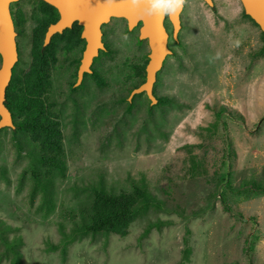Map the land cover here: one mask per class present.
Returning a JSON list of instances; mask_svg holds the SVG:
<instances>
[{"label":"rangeland","instance_id":"rangeland-1","mask_svg":"<svg viewBox=\"0 0 264 264\" xmlns=\"http://www.w3.org/2000/svg\"><path fill=\"white\" fill-rule=\"evenodd\" d=\"M215 1L217 13L203 0H186L180 44L171 43L176 55L167 57L155 83L156 95L173 103L150 113L143 95L130 112L117 100L128 85L127 60L142 63L147 41L138 43V31L125 32L121 18L102 27L110 52L98 71L108 86L79 100L84 113L76 129L69 100L57 107L65 172L53 178L54 208L47 215L37 210L39 193L29 203V175L20 180L28 158L18 155L9 129L0 132L8 179L0 176V219L15 229L9 238L21 239L18 264H264V190H257L264 189V56H252L263 41L239 0ZM34 4L17 5L27 19L20 37L25 59ZM193 158L201 175L188 171ZM141 182L149 201L125 237L86 235L64 244L59 223L65 233L72 225L61 211L80 210L89 187L103 183L119 192ZM1 250L0 264H12Z\"/></svg>","mask_w":264,"mask_h":264},{"label":"trees","instance_id":"trees-1","mask_svg":"<svg viewBox=\"0 0 264 264\" xmlns=\"http://www.w3.org/2000/svg\"><path fill=\"white\" fill-rule=\"evenodd\" d=\"M22 1L19 0L15 5H19ZM39 3V6H47L51 10H55L52 6L42 0H33ZM14 14V23L16 29L23 30L27 21L26 14L22 12L21 8L17 6ZM242 16L251 21L256 27L257 24L242 11ZM35 18V16H34ZM37 24L32 29V52L33 63L32 71L25 74L12 75L5 92V106L12 113V122L14 128H1L0 132L9 129L12 134V142L16 148L19 156L24 152L28 158V165L19 174L21 182L28 174L30 179L29 189V203L33 204L35 196L39 193V204L37 210H43L44 216L50 213L54 208L53 203V178L58 172L64 175L65 163L63 156L65 153L63 145V133L61 130V115L57 110H52L50 103H47L44 98V89L42 86V37L45 26H43L42 18L37 13ZM36 19L33 21L35 22ZM137 31V27L133 29ZM125 32H129L125 27ZM137 36V35H136ZM260 36L263 45L258 51L252 55L254 58H261L264 56V34L261 32ZM105 38L103 39V41ZM138 43L141 41L137 38ZM106 51H100L99 59L103 55H107L110 50L105 43ZM148 61L147 53L145 59L140 65L125 66L128 68L129 73L124 76V82L128 83L124 89V94L117 98L118 101L125 102V111L130 112L137 98L142 95L146 99L147 112L150 113L154 106L163 107L170 106L173 101L168 97L157 98L156 105H151L150 100L142 94L132 96L131 100L128 97L132 89L138 87L145 80V65ZM99 66V65H98ZM96 86L103 88L108 86L107 78L98 71L96 78ZM222 111V110H221ZM84 113L83 107L74 101V108L71 113L73 126L76 129L77 124L82 121ZM220 114L217 115V120ZM217 126V124L215 125ZM19 137H22L20 140ZM227 155V154H226ZM192 165L189 168V173L194 175H201L204 168L200 162L194 158L191 159ZM225 162H221L222 166H226ZM230 171L226 172L229 175ZM225 175V176H226ZM0 176L5 178V170L0 165ZM225 176H222V181ZM253 181V180H252ZM229 181H226V183ZM254 182V181H253ZM221 191V197L226 190V186ZM253 185L252 187H254ZM257 190H264L260 186ZM214 196V194H213ZM224 200V199H223ZM148 196L146 186L143 182L140 184L133 183L130 190H120L114 192L107 189L103 183L98 186L89 187L88 201L81 207L80 210L71 208L70 210H62V219L69 218L71 220V228L68 233H65L64 226L59 223V229L64 237V244H69L75 239L82 238L86 235H118L125 237L128 234L129 226L132 224L136 216L142 208L148 203ZM227 210L229 208L226 207ZM15 231L9 225H6L0 219V246L1 257L10 258L12 264H18L21 253V239L20 237L9 238V232ZM65 245L60 247L62 252L63 261L65 260ZM50 248H57L56 245H51Z\"/></svg>","mask_w":264,"mask_h":264},{"label":"water","instance_id":"water-1","mask_svg":"<svg viewBox=\"0 0 264 264\" xmlns=\"http://www.w3.org/2000/svg\"><path fill=\"white\" fill-rule=\"evenodd\" d=\"M17 0H0V129L14 128L10 111L5 106V92L11 78V69L17 60L15 46V30L9 12V4ZM59 12L60 18L56 23L49 26L44 44L50 37L64 28L69 27L74 21L82 25V37L86 41L82 59L78 71V81L84 72H89V64L92 57L98 55L99 50L105 47L101 41V26L108 23L112 18H122L126 21L127 29L131 31L138 28V39L146 40L149 48L148 61L145 65V80L134 88L128 99L136 94L145 93L154 105L157 100L153 95L152 88L156 81V73L161 69L164 58L170 54L167 47V38L164 27V18L161 16L146 17L129 8L126 0H116L108 5L104 0H42ZM211 5V0H204ZM243 11L259 27L264 34V0H239ZM181 12V11H180ZM179 13L167 16L173 27V37L180 29Z\"/></svg>","mask_w":264,"mask_h":264},{"label":"flooded vegetation","instance_id":"flooded-vegetation-1","mask_svg":"<svg viewBox=\"0 0 264 264\" xmlns=\"http://www.w3.org/2000/svg\"><path fill=\"white\" fill-rule=\"evenodd\" d=\"M18 1L19 0L9 4V12H10V16H11V19H12V22L14 25L15 33H16L14 40H15L16 53H17V60L11 69V76L12 75L17 76L19 74L22 75V74H25L27 72L32 71L33 52H32L31 34H32V29L37 24L36 17H37V13H38L39 16L42 18L43 26H45V29L43 31V37H42L43 51L41 53V55H42L41 77L43 79L42 80V86L44 89V98H45L47 103H50L52 110L58 111L57 107L63 106V104H65V102L67 100H69V102L71 103V106L74 108V101L78 103L79 100H81L85 94H91L92 91L97 87L95 78H96V75L98 73V56H99L100 51H106V50L105 49L99 50L98 55L92 57L90 64H89V72H84L82 74L80 81H78L79 66H80V62L82 59L83 51H84L85 46H86V41L81 35L82 29H83L82 25H80L78 21H74L69 27L64 28L61 32L54 33L50 37L48 43L44 44L45 34H46L49 26L52 25L53 23H56L59 20L60 15H59V12L57 11V9L54 8L53 6L52 7L55 10H51L47 6H41L40 7L39 3L34 1L35 4L33 5L34 6L33 9H31L30 18H29L30 22H32V27L29 30V35H28L29 48H28V53L26 56L27 58L25 59V57L23 56V53H22L23 52V50H22L23 45L20 42V37L24 34V29H25L26 23L24 25L23 30L20 29V31H19V29L18 30L16 29L17 27L15 26V23H14V14L13 13L16 12L15 6H17V5H15V3ZM204 4L210 10L211 13H217L218 12L217 2L215 0H211V5L207 4L205 1H204ZM182 12H183V10L179 14L180 29L176 34V38L173 37V27H172V24L170 23L168 17L165 16V18H164L163 24H164L166 33L168 35L167 47L170 50V54H168L164 58L163 63H162V67L158 71L159 73L163 70L167 57H172V56L176 55V51H175V49L171 43L173 42V43H175V45L180 44L179 36L181 33V29L183 28V24H182V20H181ZM34 16H35V18H34ZM33 19L34 20L36 19V21L34 22ZM125 23H126V21H125ZM236 23L237 22H234L233 24H236ZM240 24L241 23H237V26H239ZM104 25L105 24H103L101 26V32H102L101 41H102V43H103V39H104V35H103L104 33H103L102 27ZM126 27H127V25H126ZM136 27H137V31H138L139 25ZM229 30H230V27H228L225 32L228 33ZM137 38H138V34H137ZM103 45L105 47L104 43H103ZM127 62H129L130 67L141 64L140 61H132L130 59L127 60ZM157 73H156L155 83L157 82V79H158ZM155 83H154L153 88H152L153 95L155 96V98L156 97L157 98L163 97V96L156 95ZM143 94L146 96L145 93H143ZM157 98H156V100H157ZM5 101H6V97H5ZM156 103L154 105H156ZM73 108H72V111H73ZM58 113H59V111H58ZM10 114L12 117L11 112H10Z\"/></svg>","mask_w":264,"mask_h":264},{"label":"clouds","instance_id":"clouds-1","mask_svg":"<svg viewBox=\"0 0 264 264\" xmlns=\"http://www.w3.org/2000/svg\"><path fill=\"white\" fill-rule=\"evenodd\" d=\"M108 5H112L116 0H104ZM130 9L138 11L140 15L146 17L152 16H174L183 10L186 0H126ZM128 40V36L123 37ZM236 46L239 41L235 42ZM220 54H216V59H219Z\"/></svg>","mask_w":264,"mask_h":264}]
</instances>
